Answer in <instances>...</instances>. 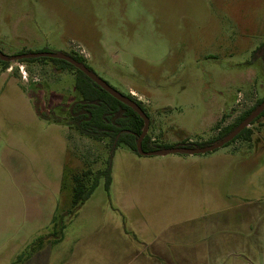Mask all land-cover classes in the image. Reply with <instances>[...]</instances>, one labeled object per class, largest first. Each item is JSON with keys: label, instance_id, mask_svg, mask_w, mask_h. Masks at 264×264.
Instances as JSON below:
<instances>
[{"label": "rangeland", "instance_id": "374dc122", "mask_svg": "<svg viewBox=\"0 0 264 264\" xmlns=\"http://www.w3.org/2000/svg\"><path fill=\"white\" fill-rule=\"evenodd\" d=\"M263 42L264 0H0L1 51L80 54L110 85L144 103L153 119V136L168 147L180 146L186 138L213 139L218 125L232 123L264 96V61L254 54ZM19 64L25 66L27 80ZM10 66V166L7 198L0 203V264H26L34 242L48 233L39 264H77L82 259L86 264H128L106 254L94 262L85 249L96 240L109 249L116 244H124L126 251L130 244L142 249L143 239L133 230L145 229L147 219L131 220L123 208L120 217L104 179L72 211L73 175L87 167L95 172L103 168L106 144L42 119L29 93L31 85L43 90L45 106L72 101L75 72L56 70L51 62L12 61ZM253 128L257 145L264 146V116ZM253 144L239 138L207 153L165 155H142L119 145L112 157L118 181L114 193L123 207L143 208L148 201L142 196L145 180L175 181L183 175L182 166L240 162V150ZM13 155L23 170L13 167ZM206 173L202 171L201 186L183 193L180 187L167 190L162 206L176 205L171 196L179 199L178 206L194 201L195 210L202 211L211 191L225 189L208 187ZM221 177L226 172L216 178ZM115 220L122 222L119 231ZM153 221L154 227L162 225ZM61 225L62 239L52 241L50 232Z\"/></svg>", "mask_w": 264, "mask_h": 264}, {"label": "crops", "instance_id": "0c3cea01", "mask_svg": "<svg viewBox=\"0 0 264 264\" xmlns=\"http://www.w3.org/2000/svg\"><path fill=\"white\" fill-rule=\"evenodd\" d=\"M10 74H13V67L0 63V203L7 198L10 166V134L7 128V91ZM130 90L137 92L133 88ZM155 138L153 136V139ZM257 139L254 133L252 141H249L254 143L253 146L240 150L239 154L242 156L240 162L207 164L202 167L182 166L183 175L175 181L161 178L145 180V192L142 196L148 201L143 208L122 206L120 198L114 193V185L118 181L112 167V182L109 189L115 201L112 208L119 211L120 217L123 208L131 220L141 217L147 219L145 229L133 230L143 239V246H140L142 249H138L136 245L130 244L126 251L122 248L124 244H116L110 251L107 245L96 240L88 246L84 244L83 251L87 246L85 249L87 258L97 262L101 255L106 254L111 261H126L128 264H264V146L257 145ZM70 140L67 143L68 147L71 144ZM184 141L195 140L186 138ZM12 162L15 169L25 168L14 155ZM157 170L161 169L153 171ZM202 171L207 172L205 175L210 178L207 180L208 187L225 188L216 190L217 194L211 191L209 193L211 198L204 202L202 211L199 208L195 210L194 201L186 206H178L179 199L171 196L173 204L176 205L162 206L161 203L168 199L167 190L170 188L180 187L183 193L187 187L201 186ZM224 172L226 178H216ZM185 175L188 178H183ZM179 203L184 202L181 200ZM198 203L200 204L199 200ZM130 209L136 214H131ZM122 217L126 218L125 213ZM153 220H158L162 225L157 227L155 224L154 227ZM201 220L204 222L201 223ZM113 224L117 228L114 229L119 231L122 222L115 220ZM40 256L41 248L33 251L29 261L39 264ZM77 264H86V259Z\"/></svg>", "mask_w": 264, "mask_h": 264}, {"label": "trees", "instance_id": "16d2710c", "mask_svg": "<svg viewBox=\"0 0 264 264\" xmlns=\"http://www.w3.org/2000/svg\"><path fill=\"white\" fill-rule=\"evenodd\" d=\"M21 53L25 52L18 51L14 54ZM65 53L73 56L78 61L83 62L91 70H93L86 63V59L80 54L72 51ZM254 54L255 56L261 57L264 61V42L256 48ZM19 61L51 62L55 65L56 70L64 68L73 70L76 77L74 84L75 94L73 95L72 101H60L55 104H51L50 106H45L40 94L43 90H39V87H35L34 85L29 86V93L34 102L36 112L42 119L51 123L65 125L82 137H86L94 141L104 142L106 144L108 153L103 159V168L101 167L97 170V172H95L91 167H87L81 172L73 175L74 185L72 187V211L74 212L91 197L101 179H104L105 186L109 191L112 182V157L114 151L119 145H124L132 151L138 153L137 138L143 130L144 120L134 109L114 98L92 79H90L85 73L65 60L51 57H38L27 58ZM0 63L3 66H9L11 64V62L3 61L1 59ZM124 94L138 102V104L150 116L146 106L141 100L137 99L130 92H126ZM263 100L264 96L259 98L252 107L241 113L232 123L224 126L218 125L217 127L219 132L213 139L200 142L184 141L179 145L194 147L204 146L216 142L231 132ZM263 116L264 111L250 124V126L246 127L225 146L230 145L239 138L246 141H252L255 133L253 124ZM150 120L151 127L153 123L151 116ZM162 147H168V145L161 143L158 138L153 139V133L150 129L143 140L144 150L150 151ZM55 224L56 223L54 222V225ZM64 227V225H61L59 229H53V231L50 232L51 236L55 237V240L52 241L57 242L62 239ZM46 235H42L34 242L32 245L33 251L43 247Z\"/></svg>", "mask_w": 264, "mask_h": 264}, {"label": "water", "instance_id": "95a60500", "mask_svg": "<svg viewBox=\"0 0 264 264\" xmlns=\"http://www.w3.org/2000/svg\"><path fill=\"white\" fill-rule=\"evenodd\" d=\"M38 57L58 58L71 63L77 69L85 73L90 79H92L96 84H98L102 89L107 91L114 98L134 109L144 120L143 130L137 138V151L142 155H165L169 153L200 154V153H207L214 151L220 147L225 146L227 143L231 142L246 127L250 126V124L264 111V100H263L231 132H229L224 137L220 138L214 143L204 146H194V147L183 146V145L170 146V147H162L155 150L146 151L143 148V140L146 137L150 128V123H151L150 116L144 111V109L138 104V102H136L134 99L124 94L123 92L119 91L118 89L114 88L106 80H104L93 70H91L86 64L78 61L73 56L62 51L25 52L21 54L7 55L0 50V59L8 62L19 61L27 58H38Z\"/></svg>", "mask_w": 264, "mask_h": 264}, {"label": "built area", "instance_id": "2783aa9c", "mask_svg": "<svg viewBox=\"0 0 264 264\" xmlns=\"http://www.w3.org/2000/svg\"><path fill=\"white\" fill-rule=\"evenodd\" d=\"M19 66H20V73L22 74L23 79L27 80L28 79V73L25 70V66L22 64H19Z\"/></svg>", "mask_w": 264, "mask_h": 264}]
</instances>
